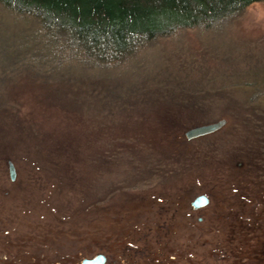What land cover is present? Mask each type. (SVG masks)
Returning <instances> with one entry per match:
<instances>
[{"label":"rangeland","instance_id":"1","mask_svg":"<svg viewBox=\"0 0 264 264\" xmlns=\"http://www.w3.org/2000/svg\"><path fill=\"white\" fill-rule=\"evenodd\" d=\"M8 18L0 8V264H264V1L97 81L16 62Z\"/></svg>","mask_w":264,"mask_h":264},{"label":"trees","instance_id":"2","mask_svg":"<svg viewBox=\"0 0 264 264\" xmlns=\"http://www.w3.org/2000/svg\"><path fill=\"white\" fill-rule=\"evenodd\" d=\"M263 1L0 0V8L19 33L9 43V57L35 66L86 69L91 72L86 78L97 81L100 71L134 63L158 38L212 28Z\"/></svg>","mask_w":264,"mask_h":264},{"label":"water","instance_id":"3","mask_svg":"<svg viewBox=\"0 0 264 264\" xmlns=\"http://www.w3.org/2000/svg\"><path fill=\"white\" fill-rule=\"evenodd\" d=\"M225 124V120H220L218 122L196 126L191 128L185 132L186 140H192L198 137H203L209 134H212L218 131ZM8 172L9 178L11 181L15 179V168L11 162H8ZM208 204V198L204 195L197 196L191 203L193 209H198L200 207H204ZM105 256L99 254L92 259H83L81 264H104Z\"/></svg>","mask_w":264,"mask_h":264},{"label":"flooded vegetation","instance_id":"4","mask_svg":"<svg viewBox=\"0 0 264 264\" xmlns=\"http://www.w3.org/2000/svg\"><path fill=\"white\" fill-rule=\"evenodd\" d=\"M205 196V195H204ZM192 207V206H191ZM195 210V209H194ZM103 255V254H102ZM103 256H105V255H103ZM105 259H106V257H105ZM105 262H106V260H105ZM105 264V263H104Z\"/></svg>","mask_w":264,"mask_h":264}]
</instances>
